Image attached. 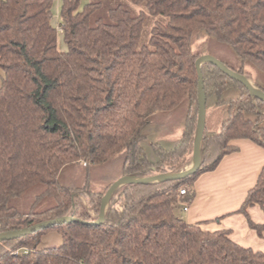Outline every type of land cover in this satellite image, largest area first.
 <instances>
[{"label": "trees", "instance_id": "trees-1", "mask_svg": "<svg viewBox=\"0 0 264 264\" xmlns=\"http://www.w3.org/2000/svg\"><path fill=\"white\" fill-rule=\"evenodd\" d=\"M82 1L62 0L55 26V0H0V234L64 216L95 222L118 179L185 168L194 155L200 109L195 38L230 47L241 66L225 65L264 92V0H131L168 19L155 24L144 46L146 14L118 5L106 20L96 17L103 3ZM246 65L259 73L255 79ZM202 73L207 125L195 174L121 187L102 225L62 223L0 242V264H264V252L239 245L231 231H210L177 214L181 203L195 199L197 180L239 151L234 141L264 148V102L215 65L205 64ZM178 114L182 136L172 140L168 120ZM210 118L219 130L208 129ZM121 154L120 174L101 190L90 181H61L74 165L103 166ZM35 190L40 195L29 210L12 205ZM253 206L264 212V168L239 210L263 236L264 225L248 213ZM51 232L62 243L44 247Z\"/></svg>", "mask_w": 264, "mask_h": 264}, {"label": "crops", "instance_id": "crops-1", "mask_svg": "<svg viewBox=\"0 0 264 264\" xmlns=\"http://www.w3.org/2000/svg\"><path fill=\"white\" fill-rule=\"evenodd\" d=\"M61 6L62 0L60 6L54 4L59 21ZM3 76L0 70V88ZM233 144L239 151L226 156L215 171L197 180L195 199L188 205L181 203L177 214L189 224H204L210 231H231V238L239 245L264 252V234L259 236L251 229L245 215L239 212L264 168V148L250 140H238ZM248 213L254 223L264 225V212L259 206L249 208ZM61 243V236L55 232L42 239L44 247H56Z\"/></svg>", "mask_w": 264, "mask_h": 264}, {"label": "rangeland", "instance_id": "rangeland-1", "mask_svg": "<svg viewBox=\"0 0 264 264\" xmlns=\"http://www.w3.org/2000/svg\"><path fill=\"white\" fill-rule=\"evenodd\" d=\"M61 0H55V5L60 6ZM103 3V7L97 12L96 17H102L108 20L109 11L112 8L117 7L118 5H122L124 8L128 9L133 15L137 16L140 14H146V19L144 23L143 34L141 38L140 46L147 45L151 38V31L156 23H166L168 19L165 17L159 16L154 17L149 14L146 4L136 5L131 0H83L82 6L88 3ZM60 8V7H59ZM58 11L57 8L53 9V23L55 26L59 25L58 20ZM59 49L62 52L67 51V46L63 42L62 36L59 37ZM193 51L202 56L209 55L220 62L226 64L227 66L238 70L241 66V63L238 57L235 55L234 51L215 40L210 39L209 37L203 38H195L193 41ZM245 71L247 75L251 78L255 79L259 73L251 66L246 65ZM252 80V79H251ZM253 81V80H252ZM182 116L180 114L175 115L174 117L168 120V123L171 125L172 129L175 130L174 134L167 136V138L176 140L181 138L182 129L179 127ZM165 121V120H162ZM208 129L209 130H219L220 126L218 122L214 118H210L208 120ZM125 154L119 155L112 162L107 163L103 166H86L85 164H77L70 168H68L61 176V181L65 185H82L88 181H90L92 187L97 190H101L104 188L105 184H107L111 179L120 174V171L124 164ZM193 158L187 163L185 168L182 170L189 168L192 165ZM40 195L37 190H35L31 195L24 199L14 200L12 202L13 206H16L21 211L29 210L30 207L35 203L37 196ZM48 202V201H47ZM46 202V203H47ZM43 203L44 205H50L51 203ZM84 203L87 206V202L84 200ZM90 210V209H89ZM91 214L96 217V214L91 211Z\"/></svg>", "mask_w": 264, "mask_h": 264}, {"label": "water", "instance_id": "water-1", "mask_svg": "<svg viewBox=\"0 0 264 264\" xmlns=\"http://www.w3.org/2000/svg\"><path fill=\"white\" fill-rule=\"evenodd\" d=\"M205 64H212L217 66L223 73L229 76L232 79H235L241 82L251 93V95L261 101L264 102V92L261 91L255 84H251V79L246 77L243 74L238 73L227 67L224 63L220 62L216 58L205 55L199 57L196 61V67L199 76V118H198V128L197 134L195 138L194 144V155H193V162L192 165L185 169L184 171L173 173V174H161L151 177L145 178H134V177H122L115 181L111 187L108 189L106 195L102 199L100 213L98 215V219L95 222L87 223L79 218L73 216H64L58 219H52L48 221H43L33 225L32 227L3 233L0 234V242L6 240H16L30 234L36 233L37 231L51 228L55 225L62 224V223H79V224H88V225H102L105 222L106 215L109 208L110 200L113 194L120 189L121 187L129 184H140V185H147V184H154L160 182H172V181H180L183 180L193 174H195L201 167V145L203 141V137L206 130L207 125V95L205 91L204 85V77L202 73V67ZM253 82V81H252Z\"/></svg>", "mask_w": 264, "mask_h": 264}, {"label": "built area", "instance_id": "built-area-1", "mask_svg": "<svg viewBox=\"0 0 264 264\" xmlns=\"http://www.w3.org/2000/svg\"><path fill=\"white\" fill-rule=\"evenodd\" d=\"M180 194H181V195H185V194H186V190H181V191H180ZM19 252H20V251H17L15 254H19Z\"/></svg>", "mask_w": 264, "mask_h": 264}, {"label": "bare ground", "instance_id": "bare-ground-1", "mask_svg": "<svg viewBox=\"0 0 264 264\" xmlns=\"http://www.w3.org/2000/svg\"><path fill=\"white\" fill-rule=\"evenodd\" d=\"M251 84H253L254 85V83L251 81Z\"/></svg>", "mask_w": 264, "mask_h": 264}]
</instances>
